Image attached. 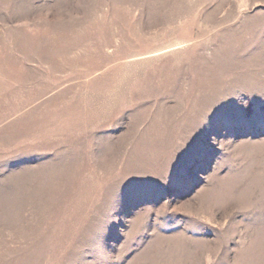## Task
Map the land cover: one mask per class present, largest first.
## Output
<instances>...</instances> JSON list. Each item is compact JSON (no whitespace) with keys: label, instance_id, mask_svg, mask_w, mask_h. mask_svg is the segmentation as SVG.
I'll use <instances>...</instances> for the list:
<instances>
[{"label":"rangeland","instance_id":"1","mask_svg":"<svg viewBox=\"0 0 264 264\" xmlns=\"http://www.w3.org/2000/svg\"><path fill=\"white\" fill-rule=\"evenodd\" d=\"M0 264H264V0H0Z\"/></svg>","mask_w":264,"mask_h":264}]
</instances>
